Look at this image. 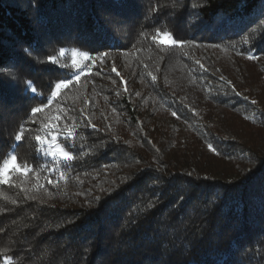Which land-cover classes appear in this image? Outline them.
Wrapping results in <instances>:
<instances>
[{"label":"trees","instance_id":"trees-1","mask_svg":"<svg viewBox=\"0 0 264 264\" xmlns=\"http://www.w3.org/2000/svg\"><path fill=\"white\" fill-rule=\"evenodd\" d=\"M72 49L94 63L32 117ZM49 124L72 161L40 151ZM11 154L29 171L0 184V264H264V0H0Z\"/></svg>","mask_w":264,"mask_h":264},{"label":"snow or ice","instance_id":"snow-or-ice-1","mask_svg":"<svg viewBox=\"0 0 264 264\" xmlns=\"http://www.w3.org/2000/svg\"><path fill=\"white\" fill-rule=\"evenodd\" d=\"M33 6H36V0H32ZM110 23H119L118 21H109ZM153 41L159 40V43L161 45H169L172 48L181 46L185 43V41L173 38L172 32H161L159 29L156 30V35L152 37ZM26 53L29 55L31 54L29 52V49H24ZM66 53V49L61 47L59 48V56L64 57ZM72 63L71 68L74 70L72 77H64L59 78V82L54 83V85H49V96L40 97L37 95H33L32 99H42L43 103L39 104L38 106H32L30 107V115L32 117L37 116L38 114H42L46 109H49L52 105L53 101L58 97L59 94H61V91L64 89H68L70 85L73 84L74 80H79L80 75L85 71L89 69V64L94 63L92 57L89 55L88 52H83V56L85 57L86 63L81 64L77 60V49H72ZM100 57H106L107 53H100ZM249 59H257V56L254 55L251 51L248 53ZM47 60L52 62L53 64H58V57L56 55H50L47 57ZM67 65L61 66V69L67 68ZM113 71H115V68H113ZM155 77H153V80ZM30 81H26V90H30L32 94L37 93V89L31 86ZM54 88V90H53ZM239 95V93H238ZM253 104L256 103V101H252ZM172 115L174 117H177L179 119V116L177 115V112L173 111ZM60 117H56L57 121H60ZM30 123H36L35 120L29 121ZM62 123V122H61ZM93 127H95L93 125ZM26 131H29L28 129H25L23 126H20L13 135V140L15 142H20L25 138ZM44 135H37L35 137V140L41 144L40 151L44 155L51 156L53 160L59 161L63 160L65 162H70L74 159L73 151L68 150L71 147L70 143H61V138H63L64 141L70 142L75 135V133L68 128L66 124H63V126L57 125V124H49L43 126ZM209 150H211L214 153H217V149L212 145L208 144L207 146ZM51 170H55L54 168ZM12 171L26 173L29 171L28 168L23 167L18 162V157L15 154H11L9 159L4 160L3 167L0 168V184H7L10 179V173ZM52 181H49L51 183ZM109 196H111V193H109ZM99 199V198H97ZM4 264H11L12 257L11 256H3L2 257Z\"/></svg>","mask_w":264,"mask_h":264},{"label":"rangeland","instance_id":"rangeland-1","mask_svg":"<svg viewBox=\"0 0 264 264\" xmlns=\"http://www.w3.org/2000/svg\"><path fill=\"white\" fill-rule=\"evenodd\" d=\"M83 51H80V50H77V56H76V58H77V60L79 61V63H81V64H84V63H86V60H85V57L83 56ZM73 55V53L71 52V56ZM72 62V61H71ZM90 65V64H89ZM87 70H85L84 72H86ZM83 72V73H84Z\"/></svg>","mask_w":264,"mask_h":264}]
</instances>
